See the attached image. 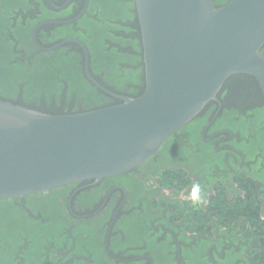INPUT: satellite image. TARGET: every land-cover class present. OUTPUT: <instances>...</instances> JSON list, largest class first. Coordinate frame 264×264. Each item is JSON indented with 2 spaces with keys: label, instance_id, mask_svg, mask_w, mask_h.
I'll list each match as a JSON object with an SVG mask.
<instances>
[{
  "label": "trees",
  "instance_id": "obj_1",
  "mask_svg": "<svg viewBox=\"0 0 264 264\" xmlns=\"http://www.w3.org/2000/svg\"><path fill=\"white\" fill-rule=\"evenodd\" d=\"M7 1L0 0V15L6 13L2 7ZM16 1L23 6L22 15L13 21L11 16L16 15L12 12L7 23H3L8 30L0 28V99L49 114L84 112L120 102L88 81L84 71L85 53L80 46L65 43L52 51L44 52L31 40V31L37 24L72 19L76 16L75 12L83 6V0H72L69 3L74 9L73 12L69 11L68 7L56 11L45 0ZM63 1L52 0L55 5H61ZM211 1L217 7L228 0ZM67 37L83 44L87 54L88 71L105 89L115 95L130 97L142 93V50L132 0H88L85 15L78 21L67 25L44 24L36 31L37 41L43 47L53 46ZM262 112L264 102L255 79L245 74L230 76L219 90L217 100L210 101L197 116L169 136L161 148L142 166L103 180L108 183L129 182L130 189L136 186L133 190L138 191L130 192V196H142L141 203L157 208V215L148 213L141 206L142 210L134 212L140 217L141 223L122 226V218L117 219L112 229L114 235L111 237L104 236L109 234L110 230L107 226L109 221H105L108 218L101 220L98 225L103 235L93 237L89 236V231L86 232L80 227L76 220L67 216L59 228L50 227V239L60 236V240H55L59 243L55 242L54 247L61 253L70 250L71 254L79 256V259L74 258V263L80 264L77 260L89 258L92 260L91 264H95L102 256L98 240L106 238L109 244L111 239V244L120 239L132 241L127 236L133 234L135 242L140 229L147 231L149 223L155 218L157 245L162 246L169 244L162 239L163 236L170 239L169 234L165 232H176L179 241L187 238L185 231H195L197 235H194L193 239H200L212 224H215L217 229L225 230L235 227L237 223L241 228L248 225L253 233L251 239L257 241V245L238 257L246 264H264V203L261 205L260 200L262 195L255 194L254 179L244 178V169L235 163L236 160L240 162L241 155L246 161L254 159L257 163L264 162ZM207 121L208 125L205 124ZM170 160L196 165L198 168L194 172L200 170L214 183L215 187L207 204L197 206L196 202L193 205L189 201L169 199V196L177 195L189 182L188 173L184 169H176L170 164ZM214 164L220 170L214 169ZM228 165L233 167L234 172L227 177L226 172L230 169ZM253 165L254 163H251L252 168ZM230 175L241 185L246 192L245 196L234 191L229 181ZM154 179L157 190L153 192L150 187L142 189V184H132V180L143 182ZM62 189L69 188L51 190L45 196L53 198ZM160 189H170L173 193L169 196L159 194ZM68 191L64 195H67ZM29 197L31 195L25 196L26 199ZM162 211L165 213L159 214ZM135 214L123 216L131 218L130 216ZM189 218H192L191 224ZM126 221L124 219V225ZM216 232L209 236L214 237L218 245L222 237L237 240L233 232ZM179 244L181 255L190 259L192 253L186 252L181 242ZM134 245L136 243L127 246ZM119 247L115 246L116 249ZM171 247L173 249L174 245L171 244ZM232 250L234 249L231 246L224 252L225 257L219 264H233L236 256L230 254ZM199 255H202L201 250ZM204 261L208 264L206 259ZM11 262L15 263L13 260ZM184 263L187 261L184 260Z\"/></svg>",
  "mask_w": 264,
  "mask_h": 264
},
{
  "label": "water",
  "instance_id": "obj_2",
  "mask_svg": "<svg viewBox=\"0 0 264 264\" xmlns=\"http://www.w3.org/2000/svg\"><path fill=\"white\" fill-rule=\"evenodd\" d=\"M45 1L59 11L70 0L59 6ZM132 1L142 50V93L113 94L85 64L88 80L119 103L49 114L0 99V199L97 182L143 165L217 100L232 75L254 78L264 101V0H228L217 7L211 0ZM83 11L58 23L74 22ZM65 42L37 46L51 51Z\"/></svg>",
  "mask_w": 264,
  "mask_h": 264
},
{
  "label": "flooded vegetation",
  "instance_id": "obj_3",
  "mask_svg": "<svg viewBox=\"0 0 264 264\" xmlns=\"http://www.w3.org/2000/svg\"><path fill=\"white\" fill-rule=\"evenodd\" d=\"M65 1L67 0H64L63 3ZM71 1L72 0H70L69 3ZM83 1V6L81 9L79 8V10L75 12V15L78 16L83 10L84 11L76 21L85 15L88 0H86V7L85 0ZM69 3L64 8L68 7L67 9L73 12L74 9L69 5ZM2 8L6 10V13L0 15V28L3 30H8L3 23H7V20L9 16H11L12 12L16 15L15 17L11 16L13 21L16 20L19 15H22L23 6H21L19 1L12 0L11 2V0H8ZM74 22L65 23V25ZM44 24L59 23L42 22L37 24L32 29L31 40L37 48V45L40 44L36 38V31L41 25ZM66 40H75L77 42ZM60 42L75 43L83 49L85 53L84 71L86 75L85 64H87L88 71V63L86 50L83 44L80 41L69 37ZM89 82L91 83V81ZM205 124L208 125L209 121H207ZM215 135L217 134H214V136ZM213 144L215 145L216 143ZM235 163L240 168L244 169L246 175L244 178L248 177L254 179L253 190L256 195H262V199H260L262 205L264 203V162L260 161L257 163L254 159L252 161L250 159L246 161L244 156L241 155L240 162L239 160H236ZM251 163H254L253 168L251 167ZM170 164L175 166L176 169H184V171L188 173L187 178L189 182L187 186L177 195L169 196L173 193V191L170 189H160L159 194L164 193L166 196H169L170 200L175 198L180 202H192L191 204L194 205L195 201L191 199V189L194 184L198 183L201 188L200 195L205 202L200 204L197 203V206L207 204V200L210 197V194L213 192V188L215 187L214 183L209 181L207 175L200 170L195 173L194 170H196L198 167L193 164H186L182 161L175 162L171 160ZM213 167L214 169L220 170L216 164H214ZM228 168L230 169L226 172L227 177L229 174L234 172L233 167L228 165ZM229 178L230 184L233 185L234 191L239 192L242 196H245L246 192L241 188V185L233 180V175H230ZM103 180L104 179L97 182L94 180H89L78 184L69 185L65 187L69 189H62L60 191L62 193L60 194V192H58L57 195H60H56L53 198L46 197L45 195L47 193H43L31 195V197L28 199L25 197L6 198L12 200V202H9L6 199H0V264H79L78 262L74 263L73 261L74 258L79 259V256L71 254L70 250L61 253L54 247L55 242L59 243L55 240H60V236L56 239H50V232L52 230L50 227L59 228L60 224L65 218H67V216L76 220L80 227L85 229L86 232L89 231L87 234L89 236L92 235L93 237L103 235V231L98 227V225L101 220L108 218L105 221H109L107 226L110 227V230L109 234L107 233L104 236L111 237L114 235L112 229L117 219L122 218V220H120L122 226H135L141 223L140 217L134 213L136 210H142L141 206H143L148 213L157 215V208H152L151 205L148 206L147 204L141 203L143 200L142 196H130V192L135 193L138 191L133 190L136 188V186L130 189L129 182L120 181L117 183H108ZM132 184L137 186L142 184V189H147V187H150L152 192L153 190H157L155 179L153 181L143 182L132 180ZM227 184L228 183H226V185ZM66 191H68V193L67 195H64ZM73 194H75V196H72ZM164 213L165 212L162 211L159 214ZM123 214L128 216L130 214L135 215H131V218H129L123 216ZM123 218L127 220L125 225ZM191 222L192 218H189V224H191ZM216 231H224L227 233L233 232L237 240L222 237L221 243L218 245L216 244L214 237L210 238L209 236L213 233H217ZM58 232L61 233L60 230H58ZM165 233L169 234L170 239L168 240L165 236H163L162 239L169 242V244L164 246L157 245V219L155 218L153 222L149 223V228L147 231L144 232L142 229H140L139 236L135 242L133 241L135 238L133 234L127 236V238H130L132 241L127 240V242L125 241L126 239H120V241L113 244H111L112 239L110 240L109 244L108 241H106V238H102L101 240H98L97 243L102 250L101 253L103 257H99L95 264H185L184 260L187 261L186 264H206L204 261L205 259L208 264H219V261L225 257L224 252H227L231 246L234 250L230 251V254L236 256V259L232 263L246 264L245 261L238 256L241 253H246L248 251L247 249L254 247V245L257 243L256 240L251 239V236L253 235L251 228L248 225H245L243 228H241L239 225H237V223H235V227L232 226L231 228H227L225 230L224 228L217 229L215 228V224H212L211 228L205 230V236L200 239H193L194 235H197V232L195 231H185L184 233L187 238L185 240L182 239L179 241L177 240L178 237L176 232L171 231ZM248 236L250 237L248 238ZM123 238H125V236H123ZM180 242L181 245L186 248V252L192 253V257L190 259L189 257L186 258L181 255ZM134 243H136V245L127 246ZM171 244L174 245L173 249ZM115 246L120 247L116 249ZM200 250L202 252L201 256H203V258L199 255ZM11 260L15 261V263H12ZM77 261H80V264H91L92 262V260H89V258H86V260L81 258Z\"/></svg>",
  "mask_w": 264,
  "mask_h": 264
},
{
  "label": "clouds",
  "instance_id": "obj_4",
  "mask_svg": "<svg viewBox=\"0 0 264 264\" xmlns=\"http://www.w3.org/2000/svg\"><path fill=\"white\" fill-rule=\"evenodd\" d=\"M201 188L200 185L194 184L191 189V199H193L196 203H204L205 201L202 199L201 195Z\"/></svg>",
  "mask_w": 264,
  "mask_h": 264
},
{
  "label": "rangeland",
  "instance_id": "obj_5",
  "mask_svg": "<svg viewBox=\"0 0 264 264\" xmlns=\"http://www.w3.org/2000/svg\"><path fill=\"white\" fill-rule=\"evenodd\" d=\"M262 118H264V112H262Z\"/></svg>",
  "mask_w": 264,
  "mask_h": 264
}]
</instances>
